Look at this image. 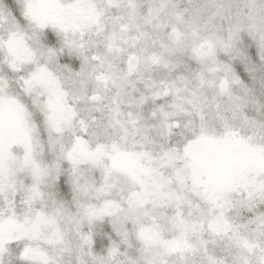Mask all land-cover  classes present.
<instances>
[{"label":"snow or ice","instance_id":"snow-or-ice-1","mask_svg":"<svg viewBox=\"0 0 264 264\" xmlns=\"http://www.w3.org/2000/svg\"><path fill=\"white\" fill-rule=\"evenodd\" d=\"M0 264H264V0H0Z\"/></svg>","mask_w":264,"mask_h":264}]
</instances>
